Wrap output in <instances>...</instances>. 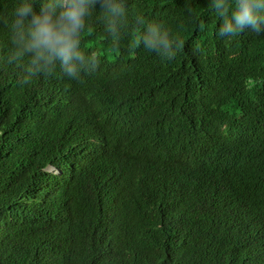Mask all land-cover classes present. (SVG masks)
<instances>
[{"label": "trees", "instance_id": "1", "mask_svg": "<svg viewBox=\"0 0 264 264\" xmlns=\"http://www.w3.org/2000/svg\"><path fill=\"white\" fill-rule=\"evenodd\" d=\"M209 3L126 0L184 39L171 60L98 4L80 80L24 84L0 23V264H264V32L219 37Z\"/></svg>", "mask_w": 264, "mask_h": 264}, {"label": "clouds", "instance_id": "2", "mask_svg": "<svg viewBox=\"0 0 264 264\" xmlns=\"http://www.w3.org/2000/svg\"><path fill=\"white\" fill-rule=\"evenodd\" d=\"M35 3L36 0H17L11 17L0 19L10 32L11 49L6 62L22 67L24 84H30L36 77L54 76L58 70L72 80L98 70V56L81 47L82 36L90 27L98 4V20L116 46L122 31L130 24L141 29L135 36L136 46L142 44L162 59H174L184 45L180 35H173L158 22H146L143 15L137 14L130 21L126 0H39V10ZM186 6L194 18L199 16L190 4ZM209 7L222 21L217 31L219 37H235L249 28L256 34L264 32V0H210ZM200 28H204L203 21ZM61 110L69 113L68 108ZM227 128L225 123L223 129ZM49 170L60 172L53 165Z\"/></svg>", "mask_w": 264, "mask_h": 264}, {"label": "bare ground", "instance_id": "3", "mask_svg": "<svg viewBox=\"0 0 264 264\" xmlns=\"http://www.w3.org/2000/svg\"><path fill=\"white\" fill-rule=\"evenodd\" d=\"M206 106V105H205Z\"/></svg>", "mask_w": 264, "mask_h": 264}]
</instances>
